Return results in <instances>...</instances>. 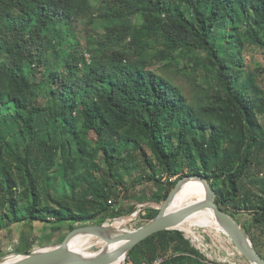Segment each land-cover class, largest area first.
Wrapping results in <instances>:
<instances>
[{
  "label": "trees",
  "instance_id": "trees-1",
  "mask_svg": "<svg viewBox=\"0 0 264 264\" xmlns=\"http://www.w3.org/2000/svg\"><path fill=\"white\" fill-rule=\"evenodd\" d=\"M102 1L100 17L121 19L106 27L111 53L77 39L79 22L95 21L92 0H0V231L37 219L67 220L68 232L103 223L123 213L125 174L130 185L155 182L160 203L200 173L236 219L252 211L243 227L264 256V88L245 61L248 48L264 51V0ZM175 54L209 72L211 89L198 83L190 97L150 66ZM200 256L183 231L164 229L127 259Z\"/></svg>",
  "mask_w": 264,
  "mask_h": 264
},
{
  "label": "rangeland",
  "instance_id": "rangeland-1",
  "mask_svg": "<svg viewBox=\"0 0 264 264\" xmlns=\"http://www.w3.org/2000/svg\"><path fill=\"white\" fill-rule=\"evenodd\" d=\"M96 17L94 22L89 19L82 20L78 24L77 39L81 43V49L86 50L88 47L101 49L104 52L111 53L112 43L109 40L107 26L111 24L120 23L121 19L116 18L113 22L100 17V12L107 9V3L102 0H92ZM142 17L138 14L135 18V24L140 25ZM156 49H151L150 52H155ZM86 54L91 57L89 51ZM174 54V52H173ZM150 66L160 74L169 78L188 95L193 96L198 92V83L206 88L211 89V82H215L211 74L207 72L202 66H198L191 62L186 55L175 54V59L167 60L161 59L159 61L153 58L149 59ZM245 61L251 70L260 69L258 75V82L264 88V51L259 47L248 48L245 51ZM261 94V93H260ZM261 120L264 123L263 117ZM94 137L95 134L91 133ZM90 143L94 145V140L91 138ZM261 158V167L264 166V152L259 156ZM104 166V165H102ZM257 173V175H259ZM134 176L125 174V180L129 185V190L125 193L122 200L124 207L123 213L117 217L104 219L106 223H114L118 229H134L146 224L147 219L145 214L151 208L159 209L161 203L153 200V192L157 190L155 182L136 183L130 185ZM165 177H163V180ZM175 180V179H174ZM52 189V187H51ZM57 197L60 194L53 193ZM195 201H192V203ZM191 202L182 201L179 203L180 207L186 206ZM197 217L206 218L209 216L208 208L200 210L195 213ZM238 222L244 225H249L254 222V214L249 209L240 210L236 212ZM123 220V223L121 222ZM54 220V219H51ZM92 222V221H91ZM94 222V221H93ZM116 222V223H115ZM63 225L59 231H54L53 227ZM84 222L83 224H85ZM70 222L62 220L58 222H45L40 219L26 222H15L5 226L0 231V259L6 255L14 253H24L28 249H36L45 246H51L59 243L61 239L67 235ZM181 223L180 225H182ZM82 223H76V227ZM188 227L191 230L197 231V237L194 234H189L185 230L179 228L189 238L191 244L198 250L200 261L197 264H251L249 260L237 249L231 238L225 233L215 228L214 226L205 224L199 226L197 223H189ZM198 234L200 238H198ZM65 238V237H64ZM198 238V239H197ZM101 244H94L87 248L88 251H97L101 249ZM30 251V250H29ZM130 260L126 258L124 264Z\"/></svg>",
  "mask_w": 264,
  "mask_h": 264
},
{
  "label": "water",
  "instance_id": "water-1",
  "mask_svg": "<svg viewBox=\"0 0 264 264\" xmlns=\"http://www.w3.org/2000/svg\"><path fill=\"white\" fill-rule=\"evenodd\" d=\"M198 179L205 187L204 199L195 201L179 209L168 211L182 186L190 180ZM217 191L206 175L195 173L181 177L167 198L159 207V212L146 224L134 229H118L114 223H91L79 225L70 230L65 238L51 246H45L24 253H14L16 257L5 264H112L123 259L125 262L128 252L150 235L164 229H179L192 214L210 208L237 249L251 264H264V256L256 248L251 236L241 223L225 210L216 200ZM91 234L106 242V245L94 253H87L71 247V240L78 234ZM118 243L114 248L108 245Z\"/></svg>",
  "mask_w": 264,
  "mask_h": 264
},
{
  "label": "bare ground",
  "instance_id": "bare-ground-1",
  "mask_svg": "<svg viewBox=\"0 0 264 264\" xmlns=\"http://www.w3.org/2000/svg\"><path fill=\"white\" fill-rule=\"evenodd\" d=\"M205 196H206V191H205V187L202 184V182L198 179L191 178L182 186L180 191L177 193L174 200L169 205L168 211H173V210L181 208L179 206V203L182 201L186 200L192 203V201H199V200L204 199ZM208 211H209V216L206 218H203L201 216L197 218H193L196 216V214L194 213L187 220L189 221V223L196 222V223L211 225V226H214L215 228H218L222 232H224L223 228L218 223L213 210L208 208ZM179 228L187 230L191 234H194L197 237V231L191 230L188 226L185 227V226L179 225ZM96 243L101 244L102 247L106 245L105 241L101 240L100 238L94 235H91L88 233L78 234L71 240V247L74 249L85 251L87 253H94L95 251L94 252L88 251L87 248H89L90 246ZM117 244L118 243L110 244L108 245V247L114 248ZM15 257H16V254L6 255L0 259V264H5L6 262L11 261ZM122 263H123V259H120V260L115 261L112 264H122Z\"/></svg>",
  "mask_w": 264,
  "mask_h": 264
},
{
  "label": "built area",
  "instance_id": "built-area-1",
  "mask_svg": "<svg viewBox=\"0 0 264 264\" xmlns=\"http://www.w3.org/2000/svg\"><path fill=\"white\" fill-rule=\"evenodd\" d=\"M87 58H89V56L86 54ZM177 176H173L171 179L174 180L176 179ZM198 239V238H197ZM165 261L164 257H156L151 261H144L141 264H163ZM127 264H134L132 261H129Z\"/></svg>",
  "mask_w": 264,
  "mask_h": 264
},
{
  "label": "crops",
  "instance_id": "crops-1",
  "mask_svg": "<svg viewBox=\"0 0 264 264\" xmlns=\"http://www.w3.org/2000/svg\"><path fill=\"white\" fill-rule=\"evenodd\" d=\"M30 250H32V249L30 248Z\"/></svg>",
  "mask_w": 264,
  "mask_h": 264
}]
</instances>
